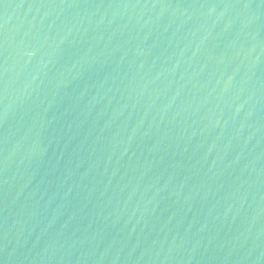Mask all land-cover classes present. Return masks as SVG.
Instances as JSON below:
<instances>
[{"label": "water", "instance_id": "95a60500", "mask_svg": "<svg viewBox=\"0 0 264 264\" xmlns=\"http://www.w3.org/2000/svg\"><path fill=\"white\" fill-rule=\"evenodd\" d=\"M0 264H264V0H0Z\"/></svg>", "mask_w": 264, "mask_h": 264}]
</instances>
